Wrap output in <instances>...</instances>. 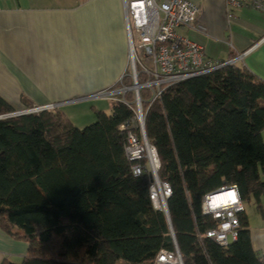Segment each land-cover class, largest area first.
<instances>
[{"label": "trees", "instance_id": "16d2710c", "mask_svg": "<svg viewBox=\"0 0 264 264\" xmlns=\"http://www.w3.org/2000/svg\"><path fill=\"white\" fill-rule=\"evenodd\" d=\"M113 86H132L128 69ZM151 95L139 90L157 178L170 188L167 216L150 200L149 173H132L146 161L125 155L130 129L119 128L134 117L133 91L116 94L109 113L93 108L83 128L58 108L7 117L16 109L0 96V229L27 244L20 263L0 264H151L174 243L183 264H264L244 209L262 213L264 202V81L234 62ZM226 186L238 189L243 211L236 241L221 247L204 235L217 223L201 200Z\"/></svg>", "mask_w": 264, "mask_h": 264}, {"label": "crops", "instance_id": "0c3cea01", "mask_svg": "<svg viewBox=\"0 0 264 264\" xmlns=\"http://www.w3.org/2000/svg\"><path fill=\"white\" fill-rule=\"evenodd\" d=\"M190 1L199 8V30L181 27L177 34L201 46L211 61H234L264 81V12L242 5L229 16L222 0ZM123 5L124 0H0V96L15 109L22 96L36 107L102 98L109 113L111 99L94 95L118 83L128 68ZM260 177L264 182V167ZM258 214L262 224L255 240L247 218L252 247L263 254L264 202ZM26 253L24 241L0 229V263Z\"/></svg>", "mask_w": 264, "mask_h": 264}, {"label": "built area", "instance_id": "2783aa9c", "mask_svg": "<svg viewBox=\"0 0 264 264\" xmlns=\"http://www.w3.org/2000/svg\"><path fill=\"white\" fill-rule=\"evenodd\" d=\"M222 2L229 16L232 9L242 5H249L256 11L264 12V0H222ZM123 7L128 41L127 69L132 86L112 92H101L94 96L113 97L128 90L133 91L134 117L129 125H122L119 128L120 130L130 129L127 133L125 155L130 161L137 163L142 159L146 161L145 165L136 164L133 166L132 173L133 175L136 172L142 174L146 171L149 173L153 181L150 187V200L154 209L161 210L167 216L165 200L170 195V188L167 184L160 183L157 178L159 161L155 150L148 146L144 135V114L139 90L150 89L152 91L150 101L153 102L160 97L165 85L205 74L218 67L234 63V61L224 63L211 61L205 57L201 46L177 34L176 30L181 27L199 30L195 26L199 8L190 0H124ZM133 33L136 36V43H134ZM139 74L145 76L143 83H139ZM54 108L56 106L46 105L35 108L33 111L53 110ZM133 129L139 130L141 142ZM147 147L154 152L156 161L153 162L148 156ZM233 187H221L208 194L210 196L225 194ZM242 211L243 203L239 198V201L222 215L208 214L216 221L217 225L206 231L205 237L221 247H226L236 241L238 214ZM151 264H183V262L174 243L173 251L161 250Z\"/></svg>", "mask_w": 264, "mask_h": 264}, {"label": "rangeland", "instance_id": "374dc122", "mask_svg": "<svg viewBox=\"0 0 264 264\" xmlns=\"http://www.w3.org/2000/svg\"><path fill=\"white\" fill-rule=\"evenodd\" d=\"M133 38H134V43H136L137 40H136V36L134 33H133ZM110 88L107 90V92H112V91H110ZM108 98L111 99V102L115 99L114 96L108 97ZM102 100H103L102 98H87V99H83L82 101L72 102L73 101L72 99H63L62 101H64V102H62V101H60V102H62L64 104H62L56 108L62 110L63 113L66 115V117L72 122V124L76 128H83V127L94 122L93 108H95L96 110H102L105 112H106V110H109V108L107 106L104 107L101 104ZM106 103H108V102L106 101ZM44 106H46V105H44ZM39 107H41V106H39ZM39 107H33L31 109H28V110H33V109L39 108ZM19 111H24L22 106L20 109H16V112H19ZM154 187H157V186L154 185ZM244 209H245L246 215L250 219V226L253 229V237H254L253 239L255 240L256 239V233H258V229L262 224V218L258 214V212L254 206L245 204ZM21 260H22V258L16 262H13V263H20Z\"/></svg>", "mask_w": 264, "mask_h": 264}, {"label": "clouds", "instance_id": "9594fccd", "mask_svg": "<svg viewBox=\"0 0 264 264\" xmlns=\"http://www.w3.org/2000/svg\"><path fill=\"white\" fill-rule=\"evenodd\" d=\"M134 174L140 175L141 173L136 172ZM233 193L235 194V199H233L232 197ZM238 201L239 192L238 189L234 186L232 190H227L225 194L212 196H210L209 194H205V196L202 198L201 211L204 215H222L223 212L228 211V209L234 206Z\"/></svg>", "mask_w": 264, "mask_h": 264}, {"label": "water", "instance_id": "95a60500", "mask_svg": "<svg viewBox=\"0 0 264 264\" xmlns=\"http://www.w3.org/2000/svg\"><path fill=\"white\" fill-rule=\"evenodd\" d=\"M33 112H34L33 110H24V111L11 113L10 115H7V117H12V116H17V115H24V114H29V113H33ZM155 154H156V152H155Z\"/></svg>", "mask_w": 264, "mask_h": 264}, {"label": "bare ground", "instance_id": "6f19581e", "mask_svg": "<svg viewBox=\"0 0 264 264\" xmlns=\"http://www.w3.org/2000/svg\"><path fill=\"white\" fill-rule=\"evenodd\" d=\"M147 153H148V156L153 160V162L156 161L154 160L156 159V157H154V152L149 147H147Z\"/></svg>", "mask_w": 264, "mask_h": 264}, {"label": "snow or ice", "instance_id": "6c2138e0", "mask_svg": "<svg viewBox=\"0 0 264 264\" xmlns=\"http://www.w3.org/2000/svg\"><path fill=\"white\" fill-rule=\"evenodd\" d=\"M232 197H233V199H235V194L234 193L232 194Z\"/></svg>", "mask_w": 264, "mask_h": 264}]
</instances>
